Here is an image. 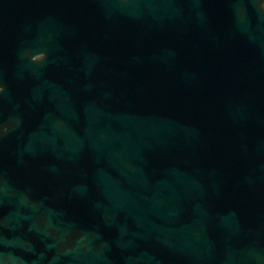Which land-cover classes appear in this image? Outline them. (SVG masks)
<instances>
[{
  "label": "water",
  "instance_id": "95a60500",
  "mask_svg": "<svg viewBox=\"0 0 264 264\" xmlns=\"http://www.w3.org/2000/svg\"><path fill=\"white\" fill-rule=\"evenodd\" d=\"M55 1L36 63L48 0H0V264H264V0Z\"/></svg>",
  "mask_w": 264,
  "mask_h": 264
},
{
  "label": "flooded vegetation",
  "instance_id": "af4514ba",
  "mask_svg": "<svg viewBox=\"0 0 264 264\" xmlns=\"http://www.w3.org/2000/svg\"><path fill=\"white\" fill-rule=\"evenodd\" d=\"M175 1L178 2L180 5L179 14H180V18L183 19V29H193V25H194L193 18H194V14L196 12H199V1L200 0H175ZM62 7L63 5L56 3L55 0H48V2L45 5L39 4L37 7L38 17L42 16L43 18H46L47 25L44 30L40 28H38L37 30V41H38L39 47L35 51V54L33 56V60L36 63H41V61L49 54H52V55L54 54L53 56H55L56 51H61V53L63 52L65 55H67V52H69L70 50V46L68 44V40L66 36L60 37V40H61L60 45L56 43V34H55L56 32L53 30V19L55 18L56 14H59L61 12L59 11V9H62ZM260 8L261 10L264 9V1L260 3ZM119 10H120V2L119 0H117V3H115V9H114L115 17L117 16ZM187 19H189V21H187ZM262 30L264 32V26H262ZM13 128L14 127L12 126L9 127V125H5V124L0 126V132L4 133L2 137L4 138V141L9 142V143L12 142L10 140L12 133L9 134V132H11ZM17 157H19V155H17ZM14 159H15V155L11 154L10 159H9L10 163L6 170V173H9V178L12 179V181L14 180L15 185H16V192L20 193V200L22 203H24L26 195H28V191L25 187L24 182L22 181L24 176H23L22 167L18 165V162H17L19 159H17V161H15ZM10 185L13 187L11 183ZM225 255L227 256L229 260L228 262L230 264V255H231L230 245H227L225 247ZM260 257H261L260 254L255 253L252 258L254 259V262H252V264H261Z\"/></svg>",
  "mask_w": 264,
  "mask_h": 264
}]
</instances>
